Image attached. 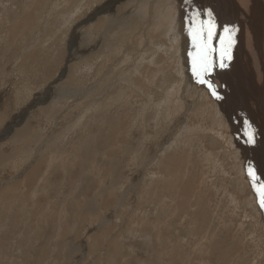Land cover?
<instances>
[{"label": "rangeland", "instance_id": "obj_1", "mask_svg": "<svg viewBox=\"0 0 264 264\" xmlns=\"http://www.w3.org/2000/svg\"><path fill=\"white\" fill-rule=\"evenodd\" d=\"M138 3L0 0V264H218L223 253L227 264H264V212L256 202L247 212L255 193L239 182L241 149L226 157L216 98L192 74L195 50L166 38V17L142 39L150 15ZM254 24L264 31V18ZM154 43L167 47L156 53ZM242 72L231 85L255 106ZM183 75L187 91L168 87ZM196 97L211 134L190 143L178 121Z\"/></svg>", "mask_w": 264, "mask_h": 264}, {"label": "bare ground", "instance_id": "obj_2", "mask_svg": "<svg viewBox=\"0 0 264 264\" xmlns=\"http://www.w3.org/2000/svg\"><path fill=\"white\" fill-rule=\"evenodd\" d=\"M146 1L147 2H145V0H139V3H138V13H139V15L143 16V10L146 11L147 16L150 15V16H148V18H150V21L148 22V25L150 24V26H149V28H147V27L143 28L144 34L142 35V39H143V37H145L146 33H148V35L151 33V31H150V29H151V21L155 17L159 18L158 28L163 27V25H164L163 22H165L164 20H165V17H166V18L170 19L169 31L167 32L166 38L172 37L173 40H174V42H173L174 47L176 49H177V47H181V49L183 50L182 51L183 54H185V53L189 54L191 51H194V50H195L196 56H197V53H198V48L196 46H194L193 38L189 35L190 21H191L193 13H195L197 11H199L201 13V19H203V20H207L208 19L207 12L209 10L213 13V16L215 18V23L217 25V29H216L215 38L212 40L211 43H212V47L217 49V50H219L220 47H221V44H220L221 37H226V35H227V34L224 33V28L225 27H229V28H235L236 29V32H235V34L233 36V39H234L235 43H234V45H233V47L231 49V57L232 58H231L230 61H226L227 67L221 68V67L217 66L216 68H214V70L207 77V79L209 81H211V83H213L216 86L217 93L221 97H223L220 100L216 99V101L218 103V108L216 107V112H217V114L219 116L221 114V116L223 117L222 118L220 116L221 121H220V124H218V127L216 129V133L218 134V136L221 137V142L224 145V147L226 148V152L225 151L224 152L227 154V156H226L227 158L230 157V156H228V152L231 151L230 147H233V146L236 145L238 148L241 149V151L239 153V156H240L239 158H241L240 165L242 166L243 174L241 172V174L239 175L240 176V178H239L240 184L243 185V186L246 185L247 183L244 184L243 181H245L246 177H247L248 180H250L249 182H250V184L252 186L251 178L248 175V166L249 165H251L255 169V172L261 178V182H264V42L262 43V38L264 37V31L261 30V28H259L258 26H256V24H254V20L256 18H264V0H166V1L164 0L166 2L165 3L166 7L164 6L166 9L162 13H160L161 12L160 11L161 7L159 8V6L157 5V0H155V6H153V4L151 6L150 5L151 3H149L150 2L149 0H146ZM114 3H116V2H114ZM130 4H131V2H130ZM144 4H145V6H144ZM154 10H156V11H155V14L153 15ZM129 18H131V17H129ZM134 22H135V20L133 21V23ZM260 24H261V22H260ZM154 44L156 46V53L158 51H160V50L161 51H165V49L167 47L166 44H156V43H154ZM191 46H193L192 48H194V50L191 48ZM164 57L166 59V54H165ZM214 57H215L217 65H219L220 57H219V52L218 51L216 53H214ZM153 60H155V58ZM242 69H243V72H242L243 81L245 82L248 90L250 91V93L252 94V96L255 99V106H250V105L245 106L244 104L239 103L238 99L236 97L235 91H234V89H233V87L231 85L234 77H236V76H240L241 77L240 73H241ZM191 70H192V74H193V67H192ZM157 71L158 72L159 71H163V68H159V70H157ZM186 77L187 76L183 75V79L181 81L170 83V85L169 86L167 85V86L169 88L177 87V89H179V90L187 91L188 89L186 87V84L183 85L184 79H186ZM121 78H123V77H121ZM123 79H125V78H123ZM217 80H218V84L219 85H217V83H215V81H217ZM165 82L168 83L167 80ZM237 85H238V83H237ZM126 88H127V86H126ZM163 90L165 91V87H163ZM193 95H194V93H193ZM200 96H201V94H200ZM122 99L123 98L121 97V100ZM37 104H39V102L36 101V103L31 107V109L34 108L35 106H37ZM94 106H96V104ZM196 107H199L198 97H196L192 101L191 105L188 108L189 110L188 109H186V111L184 110L185 112L182 115L178 114L181 117H180V119L178 121V130L177 131L178 132L180 131V133L182 134V137L184 138L183 141L188 140L190 143H191V141H192L194 136H197V135L202 134V133L204 135L211 134V133L206 132V131L210 132V129H208V127L205 126V120L208 118V110L205 109L203 111L202 118H203L204 121H202L201 118L199 117V115H197V113H196V110H197ZM164 109H165V115L166 116L170 115L171 111L168 109V107L165 106ZM182 112H183V110H182ZM180 113H181V111H180ZM185 113H186V116H185ZM191 114H194L199 119V122H200L199 124L194 123V119H193V117H191ZM241 119L244 122V126H245V129L247 130V132L249 131V129L247 127L246 122L248 124H251L252 129L255 130L254 131V136H255V143L254 144L247 143V135L242 130ZM160 120L161 119H159V122H160ZM20 122L21 121H19V123ZM21 129H20V131L17 132L18 134L19 133L24 134L23 132H25V130H26L25 126L23 128H21ZM172 133H174V132H172ZM5 136L6 135H4L2 138H5ZM175 137L176 136H174L173 138H175ZM179 140H180V138H179ZM156 141L157 140H155V143L152 142V143H154L153 149L156 146V144L158 143V141L157 142ZM183 141H182V143H183ZM144 143L148 144L149 140H146V142L144 141ZM165 143L167 145L169 144L166 141H165ZM170 143H171V141H170ZM159 144H158V146H159ZM167 145L166 146L163 145V147H161L160 150L161 149H164V150L173 149L172 143H171V146L170 145L167 146ZM183 147H185V146H183ZM178 151H181V150H178ZM203 153H205V152H203ZM232 153H234V152H232ZM184 155L185 154H182V156H178L177 155L176 159L177 160H182ZM210 157H214V156L210 155ZM215 157H217V156H215ZM157 158H158L157 156L149 157L148 161L145 164L144 163L142 164V172H145V171H143V168L146 169L148 167V170H149L151 165L154 162H156ZM186 160L191 165L193 164V160H191V158L186 159ZM227 160L229 161V159H227ZM211 161H213V160H211ZM215 162H219V160L215 161ZM139 164H140V162H139ZM235 166H236V162H235ZM151 168H153V167H151ZM228 173L230 175V170L228 171ZM151 175H152V177H154L155 173L149 171L148 172V176H151ZM149 179H151V178H149ZM191 180H194V178H192ZM236 181L233 180V182L238 186V183ZM146 183H147V181H146ZM177 184L180 185V182H177ZM138 185H139V183L136 186H138ZM252 188H253V186H252ZM138 192H140V191H138ZM217 193H219V192H217ZM253 193H255V195ZM253 193H252L253 195L250 196L251 197L250 200H249V198L244 200V204L247 206L246 207L247 208V212H249V213L252 212V205H249L247 202H251V204H252V202L259 203L257 194H256L254 189H253ZM248 197H249V195H248ZM140 199H141V197H140ZM2 202H5L4 198L1 200V203ZM230 202L232 204H235V202H236L235 201V197L231 196ZM119 204H121V203H119ZM248 205H249V207H248ZM239 207H240V204H235L234 205V208L236 210ZM258 207L260 208L259 210L264 212V208H261L260 206H258ZM0 226H3V225H0ZM241 229L244 230V226ZM109 231H111V229ZM127 232H128V230L126 231V233ZM107 233H109V232H107ZM166 234H167V231H166ZM139 235H141V234H139ZM153 236L154 237H152V239L150 238V241L152 242V244H156V242H158V240L162 239L161 235L159 237L156 233L153 234ZM238 236H239V234L233 235V242H237L239 240ZM254 241H255V238H254ZM103 244H105V243L103 242ZM254 247L256 248V250H260V248H261V247L259 248V246L257 244ZM171 260H174V259L172 258ZM239 262H241V261L239 260ZM216 263H217L216 260H212V264H216ZM219 263L227 264L225 262V253H223L222 257L220 258ZM256 263L258 264V262H256ZM252 264H255V262L252 263Z\"/></svg>", "mask_w": 264, "mask_h": 264}, {"label": "snow or ice", "instance_id": "obj_3", "mask_svg": "<svg viewBox=\"0 0 264 264\" xmlns=\"http://www.w3.org/2000/svg\"><path fill=\"white\" fill-rule=\"evenodd\" d=\"M208 19H201V13L199 11L193 13L190 27L189 35L193 38L194 46L198 48L197 56L193 60V75L197 78L198 82L206 84L211 94L220 100L221 97L217 91L216 86L207 79L208 75L217 66L224 68L227 67L226 61L231 60V49L235 43L233 36L236 32L235 28H224V33L227 34L226 37H221L219 50L212 47V40L215 38L217 25L215 23V18L213 13L209 10L207 12ZM219 52L220 63L217 65L214 53ZM247 124L249 131L247 135V143L254 144L255 136L254 129H252L251 124ZM248 175L251 178L253 189L255 190L259 206L264 208V182H261V178L255 172V169L249 165Z\"/></svg>", "mask_w": 264, "mask_h": 264}, {"label": "water", "instance_id": "obj_4", "mask_svg": "<svg viewBox=\"0 0 264 264\" xmlns=\"http://www.w3.org/2000/svg\"><path fill=\"white\" fill-rule=\"evenodd\" d=\"M30 108H31V106H30Z\"/></svg>", "mask_w": 264, "mask_h": 264}]
</instances>
